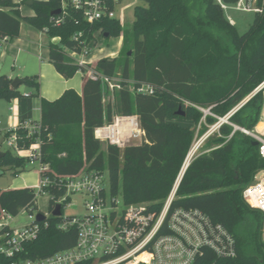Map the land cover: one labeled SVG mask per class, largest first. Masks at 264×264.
I'll use <instances>...</instances> for the list:
<instances>
[{"label": "trees", "instance_id": "obj_1", "mask_svg": "<svg viewBox=\"0 0 264 264\" xmlns=\"http://www.w3.org/2000/svg\"><path fill=\"white\" fill-rule=\"evenodd\" d=\"M137 6L131 31H123L117 19L103 18L86 23L72 7L61 25L53 23V13L61 8V0H35L33 14L24 15V3L0 0V40L19 38L26 22L39 31H47L49 62L65 79L92 69L114 78L121 73L122 89L117 101L107 98L109 92L99 80L86 78L82 96L68 89L49 101L42 98L41 142L42 162L59 176H73L85 166L88 171L107 172L114 195L121 194L126 205L147 203L157 215L174 192L188 154L219 119L204 115L197 107L211 108L217 117L225 118L264 84V10L255 14L249 30L241 35L230 24L216 0H202L203 11L195 9L191 0H141ZM235 5L239 0H222ZM120 3V0H117ZM262 6V0L258 3ZM114 2L110 0V7ZM216 31L231 39L232 54L222 45ZM82 32L83 44L74 40ZM100 34L106 39L124 36L131 40V52L122 65L118 58H102L96 66H80L67 60V50L83 53ZM58 39V42H53ZM22 85L32 88L33 97H40V76H25ZM14 79L0 75V99L12 101L23 97L12 87ZM142 84L155 88L153 95L130 90ZM182 108L185 116L177 111ZM264 89L254 95L202 144L207 148L193 158L177 189L171 212L178 209L198 210L215 224H221L237 241V257L217 264H264V214L250 208L243 200V191L255 175L264 170V158L255 140L235 126L264 134ZM115 114L139 116L145 133L141 144L117 146L96 139V129L112 123ZM197 128L172 122L183 118ZM24 123V122H23ZM19 142L28 148L37 140L18 129ZM76 133V134H75ZM2 132H0L1 137ZM10 133H6L8 136ZM29 162L11 151H0V176L7 170L15 175L26 172ZM51 177L53 174L48 173ZM56 197L64 188L53 190ZM53 202H49L51 208ZM37 208L32 188L0 190V211L17 217L22 209ZM59 218L41 223L39 238L26 245L24 256L45 257L75 245L77 229L61 231ZM207 258L216 257L208 252Z\"/></svg>", "mask_w": 264, "mask_h": 264}, {"label": "built area", "instance_id": "obj_2", "mask_svg": "<svg viewBox=\"0 0 264 264\" xmlns=\"http://www.w3.org/2000/svg\"><path fill=\"white\" fill-rule=\"evenodd\" d=\"M24 3L27 0H14ZM224 11L230 6L222 0H216ZM260 0H239L234 9L248 13H262ZM110 7V0H61V13L67 15L69 7L82 14L86 23L93 24L103 18L117 19L115 7ZM23 8V7H22ZM21 8V9H22ZM55 25H61L64 17H53ZM230 24L236 25L232 18ZM44 34L47 31H42ZM82 32L74 36V40L83 44ZM57 39H53L54 42ZM90 44L83 53L67 50V54L80 66L90 65L86 58L89 55ZM87 78L101 80L108 89L106 99L114 103L116 93L122 89V80L100 75L90 69ZM135 92L153 95L155 88L150 84H142ZM24 128L28 136L36 137V142L28 148L19 142L18 129ZM219 124L215 131L219 129ZM41 130L39 122L20 123L15 129L2 132V145H6L14 155L25 158L29 168L40 164L39 182L32 189L38 201L39 195H48L53 202L49 213L44 214L47 220L59 218L58 228L61 231L77 229V239L74 246L55 252L49 256L31 258L24 256L26 245L39 238L40 222L34 210L22 209L30 213L32 223L22 229L14 230L10 222L15 218L5 210L0 211V264H217L218 261L232 260L237 257V241L232 233L221 224H215L208 216L198 210L178 209L171 212L172 195L166 202L159 215L150 210L147 203L126 205L122 195H114L110 188L107 172L88 171L86 166L76 175H56L48 165L43 164L41 142L38 135ZM244 134L251 136L259 143V152L264 158V134L251 132L245 128L235 126ZM10 133L5 136L6 133ZM145 133L141 129L139 116H124L115 114L112 123H106L96 129L95 137L102 144L117 146L124 150L132 145V141L139 137L144 139ZM1 145V146H2ZM0 146V148H1ZM48 173L53 174L51 177ZM64 188L65 194L56 197L53 190ZM82 194L89 198L85 206L88 213L82 217L65 216V209L70 206L71 196ZM174 200V199H173ZM244 202L252 209L264 214V170L259 171L254 181L243 191ZM57 206H61V215H53ZM41 213V212H40ZM264 241V234H263ZM208 252H212L216 259L210 262Z\"/></svg>", "mask_w": 264, "mask_h": 264}, {"label": "rangeland", "instance_id": "obj_3", "mask_svg": "<svg viewBox=\"0 0 264 264\" xmlns=\"http://www.w3.org/2000/svg\"><path fill=\"white\" fill-rule=\"evenodd\" d=\"M193 3L195 9L199 12L203 11L204 5L202 3V0H191ZM137 6H147V4L141 0H120V3H118L115 7V14L117 17V20L120 22V26L123 31L129 30L131 31L133 28V22L135 20L134 11ZM230 8L225 11V16L228 19L229 17L232 18L236 23V29L239 34L243 35L245 34L249 28L251 27L255 14L254 13H248L243 11H238L234 9V5H228ZM23 14L24 15H32V9L28 6H23ZM25 12V13H24ZM24 30H30L32 36L39 39L40 32L31 26L30 24L23 22ZM216 36L220 39L223 46L229 48L230 53L232 54V46H231V39L230 37L226 36L224 33L220 31H216ZM96 39L93 40L89 46L90 48V56L94 55H106L107 53H115L116 58H118L119 64L122 65L123 62L126 59L127 54H130L131 52V40L127 39L125 40L124 36H121L119 38H110L106 39L102 37L100 34L95 35ZM132 54V52H131ZM67 60L74 61L73 58H71L69 55L67 57ZM39 75V74H37ZM77 78H80V75L77 74ZM117 78L121 79V73L119 72L117 74ZM264 89V88H263ZM130 90L132 89V86L130 85ZM117 101V97H115L114 102ZM200 112H202L204 115L211 114L213 117H216L219 119V122L221 117L215 116L213 113L210 112L211 108L203 109L201 107H197ZM178 112V111H177ZM9 110L8 106L6 105V100L0 99V120L6 121V116L8 115ZM263 119L261 122L264 121V110L262 112ZM1 115L3 117H1ZM182 117V116H181ZM205 117L202 118L201 123L199 125H196L193 121H189L183 118H178L172 120L173 123L178 124L180 126L189 127L191 129L197 128V132L199 131L202 122L204 121ZM218 122V123H219ZM217 125V124H216ZM215 127L212 126L210 131ZM253 132L252 130H250ZM76 134V133H75ZM142 143V139L137 137L132 141V145H138ZM195 147V146H194ZM103 149H107V143H103ZM207 148L204 146L200 147L196 150L195 155L199 152L205 151ZM0 151L7 152L9 151L8 147L6 145H2L0 148ZM195 157V156H194ZM40 164L37 163L34 166L30 167L26 172H22L18 175H15L14 170H7L4 175L0 176V190L6 191V190H12L17 189L16 187L21 186L22 184L25 185L24 188H32L35 185L38 184L39 178H40ZM22 189V188H20ZM49 200L50 197L48 195H39L38 201H37V208L34 210L33 214L37 215L38 213H49ZM86 200H89L88 197L83 196L82 194H74L71 196V203L70 206H68L65 209V216H76L77 218L84 217L88 211L85 206ZM32 223V220L30 219V213L27 211H20L17 217L13 219L12 222H10V226L12 229H22L25 226H28ZM263 234H264V226H263Z\"/></svg>", "mask_w": 264, "mask_h": 264}, {"label": "crops", "instance_id": "obj_4", "mask_svg": "<svg viewBox=\"0 0 264 264\" xmlns=\"http://www.w3.org/2000/svg\"><path fill=\"white\" fill-rule=\"evenodd\" d=\"M39 32L40 36L37 39L32 36L30 30H24L22 24L19 38L11 42L0 40V75H7L12 79H22L25 76L39 74L41 82L40 97H33L34 90L21 85L19 90L23 94V97L6 101L9 113L6 116V121L0 120V132L13 130L23 122L41 121L40 100L42 98L54 101L60 98L68 89L75 90L81 96L83 94L86 75L79 72L77 74L80 75V78H77L76 74L72 79H65L60 75L49 62V39L42 31ZM54 42H58V39ZM102 58H116V56L115 53H107L103 56L99 54L90 56L89 54L86 61L90 65L96 66ZM1 117L3 116L1 115ZM24 186L22 184L16 188L20 189L24 188Z\"/></svg>", "mask_w": 264, "mask_h": 264}, {"label": "water", "instance_id": "obj_5", "mask_svg": "<svg viewBox=\"0 0 264 264\" xmlns=\"http://www.w3.org/2000/svg\"><path fill=\"white\" fill-rule=\"evenodd\" d=\"M34 2H35V0H27L26 2H25V5L26 6H28V7H32L33 5H34ZM61 13V10H57V11H55L54 13H53V16H57V15H59ZM130 55H131V52H130ZM111 60H114V58H111ZM22 85V80L20 79V78H15L14 79V81H13V84H12V87L14 88V89H19V87ZM264 88V84H262L255 92H254V94L252 95V96H250L249 98H247L244 102H242V104H240L235 110H233L228 116H226L224 119H221L220 120V122L218 123L219 124V126L221 127V125L222 124H224V123H229V119L240 109V108H242L254 95H256L257 93H259L262 89ZM177 114L179 115V116H185V112H183L182 111V108H180L179 109V111L177 112ZM217 124V125H218ZM217 125H215V127L217 126ZM215 127L210 131V132H208L204 137H202L198 142H197V144L195 145V147L192 149V150H194L195 149V151L197 150V149H199L201 146H202V144L207 140V138L215 131ZM2 145V138H0V146ZM254 145L255 146H258L259 145V143L257 142V141H255V143H254ZM192 150L190 151V153L188 154V156H187V159H186V161H185V164H184V167H183V170H182V172H181V174H180V177H179V179H178V181H177V184H176V187H175V189H174V192L172 193V201H173V199H174V197H175V194H176V192H177V189H178V187H179V185H180V183H181V181H182V179H183V177H184V175H185V172L187 171V169H188V167L190 166V164H191V162H192V160H191V157L194 155L195 156V151H194V153L192 154ZM194 156H193V158H194ZM53 215L54 216H56V217H58V216H60L61 215V206H57L56 207V209H55V211L53 212ZM37 222H44V221H46L47 220V217L44 215V214H42V213H39L38 215H37Z\"/></svg>", "mask_w": 264, "mask_h": 264}, {"label": "bare ground", "instance_id": "obj_6", "mask_svg": "<svg viewBox=\"0 0 264 264\" xmlns=\"http://www.w3.org/2000/svg\"><path fill=\"white\" fill-rule=\"evenodd\" d=\"M194 151H195V149L194 150H192V154L194 153ZM196 152V151H195ZM195 154V153H194ZM194 156V155H193ZM193 156L191 157V160L193 159Z\"/></svg>", "mask_w": 264, "mask_h": 264}]
</instances>
